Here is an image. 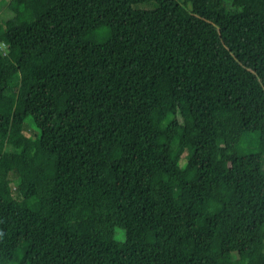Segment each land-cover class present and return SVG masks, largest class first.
I'll use <instances>...</instances> for the list:
<instances>
[{
  "label": "trees",
  "instance_id": "16d2710c",
  "mask_svg": "<svg viewBox=\"0 0 264 264\" xmlns=\"http://www.w3.org/2000/svg\"><path fill=\"white\" fill-rule=\"evenodd\" d=\"M13 5L0 264H264V0Z\"/></svg>",
  "mask_w": 264,
  "mask_h": 264
},
{
  "label": "rangeland",
  "instance_id": "374dc122",
  "mask_svg": "<svg viewBox=\"0 0 264 264\" xmlns=\"http://www.w3.org/2000/svg\"><path fill=\"white\" fill-rule=\"evenodd\" d=\"M13 1L14 0H0V20H1V10L3 7V4H5L7 7L9 6L11 9L14 10V5H13ZM139 8H149L150 6H147L145 3H139L138 6ZM18 104H17V108L19 109L21 107V101H20V97L18 96ZM26 125H28V128L26 129L25 133L28 135L29 133L33 132V130H29V128L34 129L35 132L38 131V129L32 124L30 118H26L25 120ZM4 151L6 150L7 152L9 151V148H7L6 146H4ZM2 162L3 163H7L8 161V156L7 155H3L2 156ZM45 165V162H43L41 164V167H43ZM180 165H184V161H180ZM51 167H47L45 170H42L41 176L39 177V179L36 181V183L34 184H23L20 187L18 185H15L13 183V181L10 180V186L12 188L13 191V198L15 199H19L21 198V196L23 195V193H29V194H35V195H40L41 190L43 189L44 184L47 182L48 179L51 178ZM50 169V170H49ZM33 208H36L35 205H33ZM116 238L121 240L123 238V233L122 231H118L116 234ZM23 248V246H22ZM6 256L11 258L13 251L12 249H7L5 252Z\"/></svg>",
  "mask_w": 264,
  "mask_h": 264
}]
</instances>
